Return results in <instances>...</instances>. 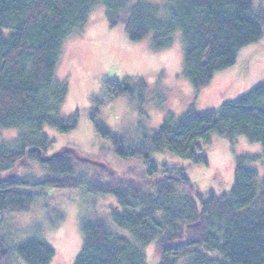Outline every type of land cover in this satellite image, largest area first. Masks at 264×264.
Wrapping results in <instances>:
<instances>
[{"label": "trees", "instance_id": "obj_1", "mask_svg": "<svg viewBox=\"0 0 264 264\" xmlns=\"http://www.w3.org/2000/svg\"><path fill=\"white\" fill-rule=\"evenodd\" d=\"M156 1L0 0V130L18 134L10 150L0 145V174L20 171L0 181V227L5 212L27 210L45 195L41 191L82 189L116 201L111 223L130 238L96 217L82 220V246L73 264H264V174L256 183V172L247 165L257 158L237 157L230 189L215 196L199 191L182 168H165L155 182L134 183L105 178L70 150L50 153L51 141L42 130L66 134L78 120L76 113L66 117L62 111L68 87L55 76L61 45L81 29L92 6L101 5L109 26H120L130 42L152 35L153 49L166 48L179 32L182 75L195 90L232 67L240 50L264 33V11L253 0ZM104 92L114 99L134 90L125 80H110ZM90 122L119 160L148 163L147 176L156 174L150 159L164 151L206 164L202 154L214 138L259 143L264 161L263 82L217 110L176 121L167 116L135 144L112 134L94 110ZM4 237L0 264H50L53 249L40 238L6 245ZM150 246L153 252L147 254Z\"/></svg>", "mask_w": 264, "mask_h": 264}, {"label": "rangeland", "instance_id": "obj_2", "mask_svg": "<svg viewBox=\"0 0 264 264\" xmlns=\"http://www.w3.org/2000/svg\"><path fill=\"white\" fill-rule=\"evenodd\" d=\"M253 3L264 11V0ZM86 17L81 29L63 40L55 73L56 79L68 87L63 114L67 117L76 113L77 124L66 134L49 128L42 130L51 141L50 153L70 150L78 159L92 163L93 170L100 171L105 178L118 180L121 176L134 183L155 182L165 168L170 171L182 168L199 191L215 196L230 189L236 158L249 156L257 158L247 165L254 169L256 183L260 184L264 174L262 149L259 143L245 137L234 141L214 138L212 148L202 154L206 164L195 165L166 151L155 154L149 163L155 165L156 174L147 176L148 163L114 156L109 150L112 147L109 139L96 136L90 114L94 110L96 119L107 125L112 134H121L125 143L135 144L156 131L167 116L176 121L184 114L217 110L223 102L264 83V33L258 42L240 50L232 67L217 72L195 90L182 75L183 41L179 32L172 35L166 48L153 49L152 35L130 42L120 26L110 27L101 5L92 6ZM110 80H125L134 92L111 99L104 92L106 81ZM107 88L112 93L116 89ZM17 141L16 131L0 130V145L10 150ZM19 172L17 169L13 175L0 174V181L16 177ZM41 193L45 195H40L27 210L5 212L0 237L5 235L6 245L37 237L53 249L50 264H73L82 246L80 223L93 217L115 233L130 238L111 223L110 214L118 211L111 196L93 195L82 189ZM146 252L151 254L153 248L150 246Z\"/></svg>", "mask_w": 264, "mask_h": 264}]
</instances>
